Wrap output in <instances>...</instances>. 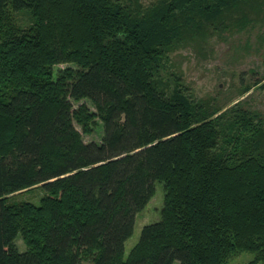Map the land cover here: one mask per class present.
<instances>
[{
    "label": "trees",
    "instance_id": "obj_1",
    "mask_svg": "<svg viewBox=\"0 0 264 264\" xmlns=\"http://www.w3.org/2000/svg\"><path fill=\"white\" fill-rule=\"evenodd\" d=\"M215 39L262 54L238 94L264 95V0H0V264L264 263V113L191 96L171 62Z\"/></svg>",
    "mask_w": 264,
    "mask_h": 264
},
{
    "label": "rangeland",
    "instance_id": "obj_2",
    "mask_svg": "<svg viewBox=\"0 0 264 264\" xmlns=\"http://www.w3.org/2000/svg\"><path fill=\"white\" fill-rule=\"evenodd\" d=\"M143 1L147 2L149 0ZM16 17L19 20V24L28 23V17L24 12L16 13ZM244 37L245 35L241 36V42H243ZM235 50L237 53H235ZM261 56L262 54L253 51V48L245 51L239 48L236 42L234 46H231L230 42L226 43L215 39L201 52H195L190 48H179L171 54V62L174 69L180 73L183 84L191 96L215 101L223 107L229 106L238 99L245 98L248 107L256 108L264 113V95L258 86H253L243 96L238 94L241 82L252 84V80L258 76L257 72L261 70ZM67 65L70 64H56L53 66V70L62 69ZM251 71H254V73ZM83 103L89 113L92 114L90 120L87 121L90 131L87 133L82 132L81 125L76 121H74V125L82 132V138L85 142H100L102 127L98 110L87 99L74 103V107ZM42 193L40 188H32L16 194L13 200L38 203ZM162 202V184L156 182L153 196L135 216L133 232L124 242V257L127 256L130 249L138 241L141 228L148 223L159 220ZM15 243L20 250L25 248L20 235L16 238ZM253 258L254 255L252 253L243 251L230 256L227 264H264L253 262Z\"/></svg>",
    "mask_w": 264,
    "mask_h": 264
}]
</instances>
